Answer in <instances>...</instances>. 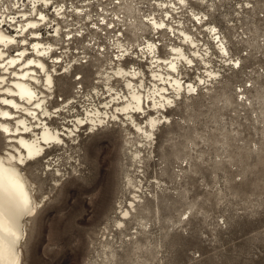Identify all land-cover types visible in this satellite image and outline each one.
Instances as JSON below:
<instances>
[{
    "label": "rangeland",
    "instance_id": "374dc122",
    "mask_svg": "<svg viewBox=\"0 0 264 264\" xmlns=\"http://www.w3.org/2000/svg\"><path fill=\"white\" fill-rule=\"evenodd\" d=\"M62 1L64 6L72 4V0ZM179 2L185 4V0ZM169 4L174 3L169 1ZM214 6L209 2L207 11L200 16L217 32L209 13L214 11ZM155 20L164 23L162 30L153 29L146 22H140L137 28L160 32L156 40L145 39V42L158 44V58L165 63L173 56L171 48H180L191 60V64L183 59L178 61L182 73L178 78L199 87L196 96L182 94L174 106L163 110L171 123L158 127L151 149L138 138L128 136L129 132L115 123L90 133L82 129L78 139L66 146L69 150L56 145L48 149L49 157L56 160L50 168L60 166L61 178L45 170L46 158L28 163L25 172L32 181L36 199H42V204L34 218L27 219L20 264H264V114L251 108L236 114L228 87L210 96L219 81L210 82L207 87L199 82L205 75L200 74L198 66L206 63L195 40L187 34L185 41L182 30ZM217 36L222 43L226 41L224 34L219 32ZM187 42L188 48L184 45ZM226 51L222 55L230 56L227 48ZM261 52L262 55L252 56L253 64L264 62V48ZM92 61H97L93 71L87 65L76 66L70 76L57 78L50 111L68 107L70 99H81L77 87L83 92L91 91L96 85L94 80L97 82V72H103L106 67L103 69L94 55ZM148 61L144 55L143 62L149 64L147 70L132 60L122 65L127 69L135 63L134 67L145 74L144 82L151 87L153 66L149 68ZM231 62L237 66L241 58L235 55ZM189 70L198 74L190 75ZM76 77L80 79L76 81ZM249 77L257 81L250 97L260 102L264 99V71L234 76L235 79ZM117 83L120 88L112 87L121 91V83ZM246 102L249 103L246 92H236L235 103L244 106ZM257 102L252 107H257ZM67 107L63 110L67 111ZM135 118L145 122V116ZM54 120L51 122L55 124ZM130 141L142 148L140 179L145 198L140 204V215L143 220L140 224L132 222L124 233L126 236L112 232L116 255L105 261L100 240L107 219L117 217L111 208L118 201H131L129 191L122 193L124 170L132 162L128 152ZM2 145L0 137V148ZM97 192L107 196L90 208L89 200ZM135 231L140 233L132 234Z\"/></svg>",
    "mask_w": 264,
    "mask_h": 264
},
{
    "label": "bare ground",
    "instance_id": "6f19581e",
    "mask_svg": "<svg viewBox=\"0 0 264 264\" xmlns=\"http://www.w3.org/2000/svg\"><path fill=\"white\" fill-rule=\"evenodd\" d=\"M42 3L44 6L52 4L50 0H42ZM59 10L63 11L62 14H66L67 9L64 5ZM78 12L79 10L76 9V13ZM36 13L39 20L28 19L25 25L19 26L23 27V29L19 28L21 33L15 36L5 33L2 27L5 22L0 18V137L3 144L0 148V264H20L21 243L26 237L27 219L34 218L42 204V199H36L32 181L25 172L28 163L46 158L45 170L53 172L51 174L53 177L61 178L60 166H54L55 169L50 168L52 162L55 165L56 160L49 157L48 149L56 145L63 150L66 146L68 147L69 142L74 143L78 139L82 129L86 128L90 133L107 123L122 125L125 131L129 132L128 136L138 138L140 142L146 144L148 149H151L158 127L164 123H171L163 110L174 106L182 99V94L196 96L199 89L195 84L183 82L178 78L182 76L181 70L179 71L181 62L178 61L183 59L188 64L192 63L180 48H171L170 52L173 56L168 58L166 63L158 58V44L153 41L145 42L144 47L139 50L140 55L131 53V59L138 61L144 60L146 55V60L150 63L149 68L153 66V70L150 71L153 81L150 82L151 87H148L144 82L145 74L134 67L135 63L127 69L123 68L121 60L128 55V50L125 48L122 52L124 49L118 44L117 48L121 53L111 57L109 66L106 65L103 72H97V82L94 83L96 85L92 86L91 91L83 92L81 87H77V93L81 94L82 102L79 101V103L83 114L70 115V111L63 110L67 105L61 108L54 107L57 109L52 112L49 104L55 92L57 78L69 75L75 67H65L62 71L56 69L55 63L59 62V58L52 55L54 46L43 39L38 32L40 22L43 23L46 16L40 9L36 10ZM87 19L89 20L88 15ZM145 22L156 30H162L164 25L162 21L157 22L155 19ZM92 27L96 28L97 24L93 23ZM209 30L215 34L214 28ZM181 34L185 41L188 40L186 33L181 31ZM215 41L218 42L220 52L226 54V48L218 36ZM90 61L92 59L89 58L78 67L96 65L97 61L89 64ZM205 72L209 77L217 76L215 72L206 70ZM173 74H176V77ZM113 77L121 83L123 88L121 91L112 87ZM79 79V77L75 78L76 81ZM198 80L202 82L203 87H207L211 82L206 80V76ZM77 84L80 85V83ZM98 85L100 87L104 85L105 92L113 93L109 96L110 101L103 103L104 107L101 106L107 108L103 113L96 107L93 110L88 109L94 102L93 98L101 96L100 91L103 88ZM136 115L145 116V122H139L135 118ZM51 119H55L56 123H52ZM129 143L131 144V141ZM139 147L131 144L128 152L132 162L123 174L125 189L122 193L129 191L131 201H118V204L111 208L117 217L107 219V225L101 236V253L103 252L105 261L116 255V249L112 244L114 240L112 232L119 231L121 235H124L130 229L129 225L132 222L140 224L143 220L140 215V204L144 202L142 199L145 197H142L144 187L140 179L143 173L141 171L142 148ZM69 148L66 149L69 150ZM105 196L100 192L93 194L89 200V207L96 206L100 200L104 201ZM139 233L135 231L132 234Z\"/></svg>",
    "mask_w": 264,
    "mask_h": 264
},
{
    "label": "built area",
    "instance_id": "2783aa9c",
    "mask_svg": "<svg viewBox=\"0 0 264 264\" xmlns=\"http://www.w3.org/2000/svg\"><path fill=\"white\" fill-rule=\"evenodd\" d=\"M61 1L53 0L52 5L44 6L42 0H0V18L5 22L2 26L5 33L19 35L21 33L19 28L23 29L19 26L25 25L28 19L39 20L36 10L40 9L46 18L43 23L40 22L38 32L48 43L54 44L52 55L59 58V62L55 63L56 69L62 71L65 67L74 68L89 58L93 59V55L98 58L104 69V66H109L110 61L107 60L113 58L116 53H121L117 48L119 44L124 49L122 52L125 48L128 50V55L123 57L121 63L127 65L132 60L147 70L149 64L146 65L143 60L131 59V53L140 55L139 48L143 47L145 39L156 40L160 32L157 34L151 33L152 30L146 32L141 29L142 27H137L140 22L146 20L148 22L152 19L163 20L176 30L188 34L197 43L203 60L208 63L198 66L200 74L205 75L208 82L219 81L215 92L210 96H216L217 92H224V88L228 87L236 114L239 115L250 108L258 114H264V99L257 102L250 97L257 81L250 77L234 78L240 73L248 76L253 70L264 71V62L252 63L253 55L263 54L261 49L264 48V0H185L184 5L179 0H72V4L65 5L70 7L66 8V14H62L63 11L59 10L63 7ZM169 1H173L174 4H169ZM209 2L215 5L214 11H209L210 20L217 25L215 34L209 30V25L201 20L203 16H200L207 11L206 6ZM158 4H162V7L160 8ZM75 8L79 10L78 13ZM87 15L90 22L86 21ZM92 23L97 24V27H92ZM86 29L87 33L84 32ZM219 32L226 37L223 44L230 56H224L220 52L218 42L215 41ZM87 35L92 37V40ZM188 44L189 42L184 43L186 48ZM235 55L241 58L238 66H234L231 62V58H235ZM89 68L92 71L94 69L93 66ZM206 69L213 70L217 76H207V72L203 71ZM192 73L198 74L195 70H189V74ZM113 79L111 85L120 88L118 79L116 77ZM102 88L100 97L96 98L92 94L94 102L88 107L89 110L95 107L102 113L107 110L102 107L110 101L109 96L113 93L105 92L104 87ZM239 91L246 92L248 104L246 102L244 106H238L235 103L236 92ZM79 101L82 102L78 98L69 100L67 109L71 111L70 115L83 114ZM253 102H257V107H252ZM104 121L107 122L105 118ZM111 124H104L103 127H111Z\"/></svg>",
    "mask_w": 264,
    "mask_h": 264
},
{
    "label": "snow or ice",
    "instance_id": "6c2138e0",
    "mask_svg": "<svg viewBox=\"0 0 264 264\" xmlns=\"http://www.w3.org/2000/svg\"><path fill=\"white\" fill-rule=\"evenodd\" d=\"M237 66H238V62H237Z\"/></svg>",
    "mask_w": 264,
    "mask_h": 264
}]
</instances>
